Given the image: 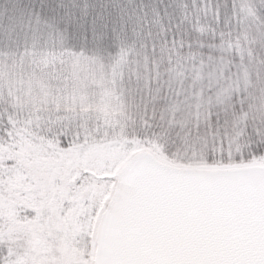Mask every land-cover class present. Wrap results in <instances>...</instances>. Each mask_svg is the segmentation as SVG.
Here are the masks:
<instances>
[{
    "label": "snow or ice",
    "instance_id": "1",
    "mask_svg": "<svg viewBox=\"0 0 264 264\" xmlns=\"http://www.w3.org/2000/svg\"><path fill=\"white\" fill-rule=\"evenodd\" d=\"M0 264H264V0H0Z\"/></svg>",
    "mask_w": 264,
    "mask_h": 264
}]
</instances>
